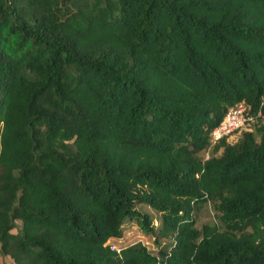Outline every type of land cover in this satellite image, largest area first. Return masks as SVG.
<instances>
[{"label": "trees", "instance_id": "1", "mask_svg": "<svg viewBox=\"0 0 264 264\" xmlns=\"http://www.w3.org/2000/svg\"><path fill=\"white\" fill-rule=\"evenodd\" d=\"M0 255L264 264V0H0Z\"/></svg>", "mask_w": 264, "mask_h": 264}, {"label": "rangeland", "instance_id": "2", "mask_svg": "<svg viewBox=\"0 0 264 264\" xmlns=\"http://www.w3.org/2000/svg\"><path fill=\"white\" fill-rule=\"evenodd\" d=\"M204 155L205 157H207L208 153H205ZM139 207L141 208V210L151 215V217L155 221V225L160 224V219H159L160 217L158 215V212L155 209L149 207L148 205H144V204L139 205ZM216 219L217 218H216L215 212L211 209V207H209L208 205H205L203 206V208L198 214L197 225L200 226L204 222L214 223ZM19 225L20 223L18 222V226ZM151 238H152L151 236L142 235L140 233V230L138 229V226L134 222L133 225L130 226V228L125 231L122 238L120 237L117 238L118 239L117 241L120 242L122 240L128 243H134L137 241H141L144 243H150ZM118 242H116L115 240V243L118 244ZM10 263L11 261L8 257H4L0 255V264H10Z\"/></svg>", "mask_w": 264, "mask_h": 264}, {"label": "built area", "instance_id": "3", "mask_svg": "<svg viewBox=\"0 0 264 264\" xmlns=\"http://www.w3.org/2000/svg\"><path fill=\"white\" fill-rule=\"evenodd\" d=\"M248 109L244 104L231 107L225 114L223 120L212 129L210 140L212 144L225 136L231 135L236 131L247 129L252 116L247 113ZM111 249H116L115 245H111Z\"/></svg>", "mask_w": 264, "mask_h": 264}]
</instances>
